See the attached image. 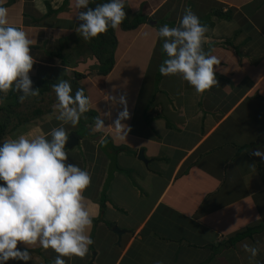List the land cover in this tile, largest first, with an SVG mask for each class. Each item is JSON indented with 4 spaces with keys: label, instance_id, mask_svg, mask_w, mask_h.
I'll return each mask as SVG.
<instances>
[{
    "label": "crops",
    "instance_id": "1",
    "mask_svg": "<svg viewBox=\"0 0 264 264\" xmlns=\"http://www.w3.org/2000/svg\"><path fill=\"white\" fill-rule=\"evenodd\" d=\"M0 7L33 39V84L68 80L108 126L94 131L85 114L83 125H65L79 141L66 149L67 162L89 173L83 196L93 214V243L83 257H62L65 264H264V161L252 154L264 151V0H125L129 18L147 19L114 30L106 74L91 39L74 31V0H0ZM185 10L207 27L202 50L218 60L217 83L202 93L158 71L166 58L158 29L176 26ZM11 92L0 94V105ZM121 95L126 138L109 126L125 105L108 96ZM55 103L1 140L46 135L60 124ZM248 227L251 234L232 242ZM246 244L257 248L254 258ZM28 251V262L7 264H53L57 255L38 243Z\"/></svg>",
    "mask_w": 264,
    "mask_h": 264
},
{
    "label": "clouds",
    "instance_id": "2",
    "mask_svg": "<svg viewBox=\"0 0 264 264\" xmlns=\"http://www.w3.org/2000/svg\"><path fill=\"white\" fill-rule=\"evenodd\" d=\"M90 0H74L79 21L74 31L84 40L97 37L108 28L117 29L125 17V0H104L89 7ZM207 27L189 10L179 17L178 24L159 27L157 36L166 55L158 71L163 76L178 75L196 93L217 83L214 55L202 50ZM33 39L26 30L8 22V10L0 7V94L9 90L20 93L23 102L39 94L33 88L29 72L33 67L30 46ZM58 112L57 127L46 135L20 134L0 140V264L9 260L28 262L29 247L39 244L57 255L53 264H65L62 257H83L93 243L88 235L93 214L85 203L84 191L90 184L89 173L68 163L65 144L69 139L65 125L76 126L90 108V99L83 89L73 92L68 80L52 84ZM114 104H123L112 124L116 137L126 138L129 118L124 96H108ZM108 126L103 118L94 120L93 130ZM264 161V151L252 153ZM20 244L22 247H17ZM250 258L257 255L255 246L244 245Z\"/></svg>",
    "mask_w": 264,
    "mask_h": 264
},
{
    "label": "trees",
    "instance_id": "3",
    "mask_svg": "<svg viewBox=\"0 0 264 264\" xmlns=\"http://www.w3.org/2000/svg\"><path fill=\"white\" fill-rule=\"evenodd\" d=\"M104 0H90L89 7H95L96 4L103 3ZM125 10V7H124ZM126 14V11H125ZM147 16L140 13L134 18H129L125 15L121 22V27L124 29H135L145 22ZM116 44V37L114 30L108 28L104 33L99 34L95 38H91L88 47L89 50L97 57L100 65L101 72L106 74L113 67L114 48ZM75 88L77 82L72 81ZM54 82L40 80L33 84V88L39 89V94L35 97H28L21 102L18 97L20 95L17 91H12L11 95L6 98V102L0 105V140L8 132L14 130L19 125L32 121L42 116L43 111L51 110V104L56 101L55 93L52 90ZM46 106V110L45 109ZM87 116V121L93 122L97 113L93 110H88L84 113ZM80 117L79 124L83 125L84 119ZM85 129V126L82 127ZM80 135V132H75ZM106 196L103 194L101 203L104 206ZM252 233V228L248 227L246 230L240 231L232 237V242L237 239L243 238Z\"/></svg>",
    "mask_w": 264,
    "mask_h": 264
},
{
    "label": "water",
    "instance_id": "4",
    "mask_svg": "<svg viewBox=\"0 0 264 264\" xmlns=\"http://www.w3.org/2000/svg\"><path fill=\"white\" fill-rule=\"evenodd\" d=\"M78 142H79V141H78V138H77L75 135H69V139H68V141H67L66 144H65V149H70V148H72V147L75 146ZM142 152H143V151H140L139 156H140L141 159H144V160H145V158H144ZM114 230L118 231V233H119V231H120V229H118L117 227H116Z\"/></svg>",
    "mask_w": 264,
    "mask_h": 264
},
{
    "label": "rangeland",
    "instance_id": "5",
    "mask_svg": "<svg viewBox=\"0 0 264 264\" xmlns=\"http://www.w3.org/2000/svg\"><path fill=\"white\" fill-rule=\"evenodd\" d=\"M163 18L164 16L157 17L158 20H162ZM161 24H162V21H161Z\"/></svg>",
    "mask_w": 264,
    "mask_h": 264
}]
</instances>
